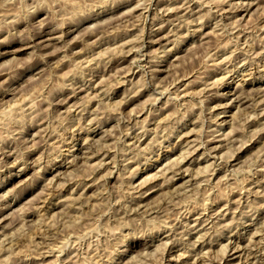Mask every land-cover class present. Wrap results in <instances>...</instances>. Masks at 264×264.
<instances>
[{
  "label": "rangeland",
  "instance_id": "obj_1",
  "mask_svg": "<svg viewBox=\"0 0 264 264\" xmlns=\"http://www.w3.org/2000/svg\"><path fill=\"white\" fill-rule=\"evenodd\" d=\"M0 121V264H264V0H0Z\"/></svg>",
  "mask_w": 264,
  "mask_h": 264
},
{
  "label": "bare ground",
  "instance_id": "obj_2",
  "mask_svg": "<svg viewBox=\"0 0 264 264\" xmlns=\"http://www.w3.org/2000/svg\"><path fill=\"white\" fill-rule=\"evenodd\" d=\"M109 1V0H108ZM103 3H104V1H102ZM201 2V1H200ZM206 2V1H205ZM100 3V2H99ZM104 4H106V3H104ZM104 4H102V5H104ZM101 6V5H100ZM105 6V5H104ZM97 8V7H96ZM101 10V9H100ZM105 10V9H104ZM107 10V9H106ZM101 12V11H100ZM105 12V11H104ZM199 21V20H198ZM201 38V37H200ZM170 51V50H169ZM163 59V58H162ZM89 92V91H88ZM176 94V93H175ZM213 96V95H212ZM9 113V112H8ZM6 115V114H5ZM9 115V114H8ZM7 116V115H6ZM8 117V116H7ZM10 117V116H9ZM12 117V116H11ZM5 118V117H4ZM10 119V118H9ZM9 119H8V121H9ZM12 120V119H11ZM143 121V120H142ZM1 122V121H0ZM6 122H7V120H6ZM232 123V122H231ZM1 124V123H0ZM4 124V123H3ZM3 138V137H2ZM188 145V144H187ZM145 150H146V148H145ZM225 169V168H224ZM164 170V169H163ZM170 173V172H169ZM214 180V179H213ZM260 181V180H259ZM226 186V185H225ZM220 187V186H219ZM230 187V186H229ZM222 189H223V187H222ZM221 189V190H222ZM219 190H220V188H219ZM217 194H219V193H217ZM221 195V194H220ZM232 196V195H231ZM48 197V196H47ZM228 197V196H227ZM58 198V197H57ZM225 198V197H224ZM44 199V198H43ZM227 199V198H226ZM255 200V199H254ZM144 208V207H143ZM190 211V210H189ZM201 211V210H200ZM187 213V212H186ZM210 215V214H209ZM215 223V222H214ZM262 227V226H261ZM158 231V230H157ZM152 234V233H151ZM58 239V238H57ZM168 240H170V239H168ZM125 241V240H124ZM234 245V244H233ZM89 246V245H88ZM87 248V247H86ZM89 248V247H88ZM91 249V248H90ZM189 251V250H188ZM200 252V251H199ZM223 253V252H222ZM87 254V253H86ZM205 254V253H204ZM82 255V254H81ZM200 255V254H199ZM83 256V255H82ZM83 258H85V257H83ZM157 258V257H156ZM208 258V257H207ZM56 259V258H55ZM54 259V260H55ZM74 259V258H73ZM82 259V258H81ZM75 260H76V258H75ZM83 260V259H82ZM85 261V260H84ZM51 262V261H50ZM53 262V261H52ZM202 262V261H201ZM80 263H81V261H80ZM79 263V264H80ZM83 263V262H82ZM240 263V262H239ZM41 264V263H40Z\"/></svg>",
  "mask_w": 264,
  "mask_h": 264
}]
</instances>
